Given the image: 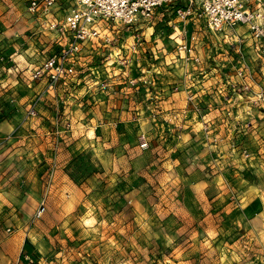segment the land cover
I'll list each match as a JSON object with an SVG mask.
<instances>
[{"label": "rangeland", "instance_id": "1", "mask_svg": "<svg viewBox=\"0 0 264 264\" xmlns=\"http://www.w3.org/2000/svg\"><path fill=\"white\" fill-rule=\"evenodd\" d=\"M26 3L27 0H0V76L7 68L14 69L10 73L12 82L5 86L0 97L1 115L11 116L14 104L19 101L27 108L35 95L27 94L21 100L20 87L28 89L30 82L27 74L30 67L25 63L29 59L36 61L43 49L39 48V55L29 54L28 43L33 40L39 43L44 33L31 32L35 26H29L31 22L24 16ZM178 3L181 1L159 7L151 19L136 24L140 37L136 41L133 39L136 44L133 52L128 50V44L132 42L130 35L124 32L125 26L100 22L109 26L112 40L110 43L100 40L87 43L81 65L74 70L79 76L76 82L86 84L84 93L96 92L110 87L106 84L109 81L103 78L108 77L107 74L118 76L122 81L119 85L127 96L126 104L130 91L138 99L140 108L137 112L142 108L143 115L141 112L132 114L135 120L140 116L149 119L151 114L153 123L144 129L116 128L115 135H120L122 141L109 143L106 149L118 148L122 157L114 161L110 155L106 163L117 170H108L99 162L96 146L78 148L71 153L64 172L78 189V196L76 204L67 213L57 214L52 210L46 214L44 211L39 218H34V210L32 213L29 207L40 195L43 204L46 203L49 193L33 189L32 183L27 181L32 178L14 175L11 167L9 175L3 178L15 189L5 194L9 206H0V242L19 227L23 229L25 239L14 263L7 260L12 257L9 252L1 255L0 250V264H264V258L252 248L247 227L239 220L235 209L238 191H233L231 196L221 190L217 192L215 186L216 182L227 179L236 187L242 183V176L234 177L232 171L226 172L227 164L215 159L221 154L220 149L210 152L202 146L200 137L191 131H188L191 142L186 144L187 140L182 139L184 129L170 126L171 123L168 125L163 119V88L174 93L182 87L172 76L183 66L172 57L182 25L175 20L170 8ZM74 7L72 0H56L53 15L61 19ZM188 22L190 31L196 35L195 49L203 59L198 71L229 74L231 67H227V63L234 55L228 49L229 40L221 33L209 31L201 19ZM118 47L122 59L114 55L113 51ZM171 61L173 66H170ZM162 71L169 76V82L161 79L167 78ZM194 71L186 72L191 81L200 76ZM149 76L153 77V82ZM138 77L145 82L138 81ZM220 77L225 80L223 75ZM131 78L136 79L135 85L130 84ZM93 96L80 99L79 103L83 102V106L93 104ZM69 123H64L63 137L59 136L56 143L60 140L69 142L73 131ZM34 130L19 124L4 135L9 141L17 139L19 146L36 149L39 155L41 147L54 151L51 136L45 134L48 136L46 141ZM88 130L96 136V126ZM141 134L148 143L145 148L138 142L137 137ZM6 145L0 141V150ZM14 148L10 144L9 149ZM115 162L118 165H114ZM49 163L44 168V175H35L45 187L54 161ZM35 233L40 237L34 236Z\"/></svg>", "mask_w": 264, "mask_h": 264}, {"label": "crops", "instance_id": "2", "mask_svg": "<svg viewBox=\"0 0 264 264\" xmlns=\"http://www.w3.org/2000/svg\"><path fill=\"white\" fill-rule=\"evenodd\" d=\"M24 16L31 22L29 26H35L32 27L31 32L33 34L41 32V35L44 33V38L41 40L39 39V43L35 40L28 43L29 46L27 50L29 54L39 55V48L43 49H41V56L36 57L38 58L36 61L34 59H29V62L25 63L30 67L27 70L28 81L30 82H28V89L24 86L20 87L21 100H24L27 94H35L45 87L43 81H33L30 79V70L48 54L56 50L60 44L56 35L44 28L42 18L38 15L29 14L26 11V6H24ZM244 31L245 28L243 26L237 28L238 33H244ZM124 32L130 35V42H133L134 36L132 35V31L126 29ZM243 37L245 40L243 48L247 56L253 59L256 56L255 50L250 45V39L247 38L248 35L244 33ZM84 51H87V45L83 48L82 53ZM82 53L75 68L81 65ZM164 58H166V56ZM173 63L174 62L171 61L170 66H173ZM182 65V70H177V72H175L176 74L172 75L177 78V81L182 85L180 90H178V92L169 93L163 88V100L161 101V112L162 115H164L163 119L171 117V126L181 124L182 130L184 129L182 139L184 141L187 140L186 144L191 142L189 134L191 131L194 134L196 133L197 137H200L199 139L202 142V146L204 148L206 147L210 152L220 149L222 152L220 155L217 154L218 157L215 159L220 163L224 162L227 164L228 167L226 168V172L230 170L234 177H238L236 175L242 176V183L238 184L236 187H234L232 182H228L227 179H225L224 182L221 181L222 183L216 182L215 186L217 192L221 190L222 192L228 193L227 195L231 194V196H233V191H238V206L235 207V209L238 210L239 220L247 227L248 240L251 241L252 248L257 251L260 257L264 258V153L261 152L259 143L260 138L264 137V104L257 107L248 103L247 99L237 97V114L241 119L250 120L251 127H242L246 129V132L237 129L234 133L231 132V135H226L223 141L213 144L210 139H205V137L202 136L201 132L198 131V127L203 114L215 118L217 122L221 121V114L218 104H216L218 99L215 94V88L222 86L223 79L220 75L225 76L226 74L222 72L214 74L212 71L204 72V70L203 72L202 70L198 71V69L202 67L191 63H182ZM228 66L231 67L230 69L232 70L233 65L231 62ZM193 69L195 70L194 72L197 71L200 75L198 78L196 77L197 79L195 81H191L189 74L186 73ZM11 72L13 73L14 69L7 68L5 71H2L0 76V97L3 96L6 89L5 86L10 85L13 80V76L10 75ZM73 74L74 71L63 79L54 89H47L45 91L41 101L36 107V118L26 116V104L21 105L20 101L14 104L11 116L8 114H0V141L7 144L0 150V206L3 204L7 207L9 206V201L5 199V197H7L5 194L15 189L14 186L8 183L10 181H6L3 178V176L9 175L10 169L13 167L14 171H12V173L14 175H22L23 177L28 175L32 178L27 181L32 183L33 189L36 191L38 189L41 193L44 191L49 193L47 202L44 204L41 201V195L40 198H35V203L29 207L32 213L33 210L35 212L41 204H43L45 211L43 212L46 214H49L52 210L57 211V214L67 213L76 204L75 202L78 196V189L64 172V167L69 161L71 153L78 148L85 149L88 146H96L99 149L97 155L99 162L108 170H117V168L111 169V166L106 163L107 158L110 159V155H112L114 161H119L118 158L122 157L120 149L116 148L113 149V151L106 149V147H109V143L114 142L116 144L122 141L120 135H115L116 128L128 127V129H130L133 127H140L144 129L152 125L154 118L151 114L149 119L147 116H140L139 120H135L136 118L133 116L134 113L137 114L141 112V115H143L142 108L137 112V109L140 108L137 104L138 99L134 98V94L130 93V91L128 92L130 95L128 99L129 102L126 104L125 97L127 96L119 85L122 81L118 76H110L107 74L108 77L103 78L109 81L106 84L110 87L99 89L96 92L92 90L88 93L87 91L84 93L86 84L84 85L83 83L79 84L76 82L79 76ZM162 74L167 77V73L165 74L164 71H162ZM230 75H232V72H230ZM149 77L153 82V77ZM231 78L233 77L231 76ZM161 79L163 82L170 81L169 76L167 78L163 76ZM190 91L195 92L197 99L200 101V111L193 110L191 105L186 102V95ZM151 93L153 94V92ZM92 94H94L93 98H95L93 104L83 106V102L81 104L79 103L80 99H86L87 96H91ZM136 96H138V94ZM66 121H70L69 124H71L73 128L69 137V142L71 141V143L68 146H65V144L67 145L69 143L66 142V140H60L58 143L55 142L59 139V136H62L61 133L64 130V123ZM19 124H22L25 128H35L34 133L44 137L46 141L48 136L46 135L45 137V134L50 135L51 140L55 143L54 151H52V148L49 151L41 147L39 155L34 148L31 150L25 146H19L20 143L17 139L10 141L5 139L4 134L9 133L14 127L19 126ZM92 126L97 127L95 137L92 136L91 131L88 130ZM220 128L224 132V128L222 126H220ZM221 130L220 132L222 133ZM10 144H12L13 148L15 147L13 150L9 149ZM237 144L238 147L244 145L248 146L251 155L249 157L243 156L235 146ZM24 160L26 162H24ZM51 160L54 161V163L50 165L53 170L51 174H49L50 178L49 181L47 179V186L45 187L44 183L41 184L36 180V176L41 177L44 175V168L46 164H50L49 162ZM41 162L44 163L42 164ZM114 165L118 164L115 162ZM5 182H7L6 185L4 184ZM222 200L221 198L220 201ZM220 201H217V203ZM32 207L36 208L33 209ZM24 236L25 233L23 229L21 230V227H19V230L9 234V237L2 238L0 242V250H2L1 255L5 252H9L12 257L5 256L9 263L15 262L18 252L24 245ZM34 236L40 237L38 233H35Z\"/></svg>", "mask_w": 264, "mask_h": 264}, {"label": "built area", "instance_id": "3", "mask_svg": "<svg viewBox=\"0 0 264 264\" xmlns=\"http://www.w3.org/2000/svg\"><path fill=\"white\" fill-rule=\"evenodd\" d=\"M176 1L181 3L172 5L170 12L182 26L178 29L179 35L175 39L172 55L174 62L202 66L203 59L195 49L196 35L190 31L188 24L192 19H201L209 31L221 33L229 40L228 49L234 52L229 59L231 63L233 62V68L230 69L232 75L226 72L222 86L215 88L221 121L217 122L215 118L203 114L198 131L205 139H210L211 143L216 144L237 129L245 131L243 128L251 127L250 120L239 118L236 98L243 97L257 107L264 104V0H72L75 7L66 12L61 19L53 15L56 0H27L26 11L31 15L40 16L44 28L54 33L60 44L30 70V79L43 81L45 87L36 92L28 102L26 116H35L36 107L45 91L54 89L73 73L87 43L99 40L103 43L111 42L112 31L108 25L100 24L102 20L120 23L128 30L131 28L136 41L140 37L136 24L151 19L157 8L171 5ZM242 26L245 28L244 33L248 35L247 38L250 39V45L255 50L256 56L253 59L247 56L243 48L244 33L237 32V28ZM135 45V42L128 44L129 52L134 51ZM113 52L118 59H122L120 47ZM137 80L145 82L140 77ZM129 82L135 85L136 79L131 78ZM186 102L193 110H201L195 92L187 93ZM164 121L170 125L171 117L164 118ZM220 126L224 128V132ZM176 127L180 129L182 126L178 124ZM137 138L142 148L147 147L148 143L143 134ZM259 143L261 152L264 153V137L260 138ZM235 146L243 156L251 155L248 146L238 147V144ZM43 211L44 206L41 204L33 217L37 218Z\"/></svg>", "mask_w": 264, "mask_h": 264}]
</instances>
